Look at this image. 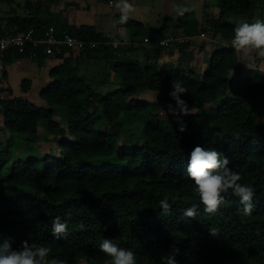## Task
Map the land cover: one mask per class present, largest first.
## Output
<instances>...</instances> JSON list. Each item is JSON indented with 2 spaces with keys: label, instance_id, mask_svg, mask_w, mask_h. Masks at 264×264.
<instances>
[{
  "label": "trees",
  "instance_id": "16d2710c",
  "mask_svg": "<svg viewBox=\"0 0 264 264\" xmlns=\"http://www.w3.org/2000/svg\"><path fill=\"white\" fill-rule=\"evenodd\" d=\"M216 4L218 16L205 17L201 24L186 14L165 17L158 28L129 20L126 34L114 36L94 25L53 24L39 4L28 16L0 22V35L27 28L40 33L53 24L58 35L97 43L86 54L64 47L36 57L59 60L39 91L42 104L22 95L0 96V131L7 133L0 136V236L14 249L22 241H35L51 249L50 259L64 264H110L99 250V243L110 238L132 250L137 264H162L173 244L181 249L179 264H264V73L257 68L233 72L240 59L231 47L238 24L228 20L234 15L241 22H255L258 4ZM203 29L224 46L210 54L201 74L181 67L182 58L177 67L158 66L157 44L165 36H192ZM124 36L129 43L116 49L108 44ZM188 45L181 44L183 57ZM14 58L31 57L28 51L5 55L6 63ZM87 59H104L120 76V87L102 93L106 77L94 83L81 68ZM173 79L183 82L188 91L182 99L195 110L182 117L184 132L177 118L158 116L172 102L168 92ZM21 89L28 92L31 80L23 79ZM142 92L157 99L142 98ZM197 145L221 152L228 167L241 175L240 182L254 188L250 216L242 214L239 198L231 192L216 213L203 211L186 175L189 154ZM164 198L172 205L169 214L160 209ZM193 205L197 216L185 222L183 210ZM57 216L68 225L61 239L51 232ZM209 228L217 234L211 235Z\"/></svg>",
  "mask_w": 264,
  "mask_h": 264
},
{
  "label": "rangeland",
  "instance_id": "374dc122",
  "mask_svg": "<svg viewBox=\"0 0 264 264\" xmlns=\"http://www.w3.org/2000/svg\"><path fill=\"white\" fill-rule=\"evenodd\" d=\"M111 1L114 3V0ZM130 2L134 5L136 11L129 20H135L144 26L154 28L160 27L165 17H178L173 12L174 4H181L188 8L189 11L185 14L187 16H195L199 24H201L202 19L205 17L214 19L219 13L216 4L217 0H130ZM112 3L110 4L109 0H14L12 4H0V22L6 23L8 18L15 15L21 17L28 16L33 13L36 7L35 5L39 4L43 11L42 14H46L47 12L48 17L52 18L53 24L66 22L70 27L78 24L94 25L99 30L107 31L112 36L118 34L125 35L127 32L125 24L120 25L118 23L119 13ZM255 3L258 4V7L253 13V18L255 20H264V0H255ZM204 4H207L205 10H203ZM228 20L236 24L241 22L234 15H229ZM53 24L50 26H53ZM201 32L205 33L202 37L200 36ZM125 39L127 40V37ZM192 40V42H187L189 45L187 46L188 52L185 57L182 56L180 47L181 44H185L186 42L175 41L165 46H161L159 42L157 46H160L161 49L157 51L158 66L160 67L166 63L170 64L169 67H177V64L184 63L185 65L182 64L181 67L185 69L192 68L201 74L208 66L210 54L214 50H219L224 46L223 42L213 38L204 29ZM147 43L149 42L147 41ZM147 43L144 42L145 45ZM149 47L147 44L148 49ZM150 54L151 57L155 56L154 52ZM238 55L240 59L236 68L233 70L234 73H241L250 68H257L260 73H264V58H260L254 54L244 56L238 53ZM139 56L142 57V54L139 53ZM178 58H182V63H178ZM58 61V59L52 58L51 56L40 59V61L32 57L23 59L14 58L6 65L5 84L3 88L9 87L11 92L8 93L7 90H3L2 97H18L22 95L35 103L42 104L39 98V91L48 85V71ZM81 68L88 77H93L94 83H97L101 77H106L107 82L100 87L102 88V93L109 88L114 89L115 87H120V76L113 72L104 59L96 61L87 59ZM25 78L31 80V89L28 92H24L21 89V82ZM139 96L147 100L157 99L150 92H142ZM189 112L193 113L195 110L191 109ZM158 116L162 119H167L170 115L167 111H163L158 113ZM1 121L0 116V123ZM6 134L2 130L0 131V136L6 137Z\"/></svg>",
  "mask_w": 264,
  "mask_h": 264
},
{
  "label": "clouds",
  "instance_id": "9594fccd",
  "mask_svg": "<svg viewBox=\"0 0 264 264\" xmlns=\"http://www.w3.org/2000/svg\"><path fill=\"white\" fill-rule=\"evenodd\" d=\"M114 7L119 13L118 23L127 24L129 19L135 13L136 9L130 0H114ZM189 9L181 4L173 5V12L177 16H183ZM119 41H114L118 44ZM147 43V40L145 41ZM166 40H161L160 45L165 46ZM231 47L235 52L244 56L256 55L264 58V20H256L253 23L242 21L234 28V36L231 40ZM187 88L183 82L177 79L170 81L171 103L167 105V112L170 116L177 118L179 131L187 130V125L182 117L189 114L188 102L182 99L187 94ZM229 159L221 152L206 148L200 145L195 146L187 161L186 175L193 181V193L203 211L209 214L216 213L225 201V194L231 192L239 198L242 205L240 211L244 216H250L254 210L253 198L255 196L254 188L242 180L239 172L228 167ZM160 209L164 214H169L172 205L167 198L159 201ZM198 208L193 205L183 210L181 219L187 222V219H195ZM84 227L83 224L80 225ZM68 225L57 216L52 221L51 232L53 237L61 239L66 236ZM211 235L215 236V228H209ZM99 250L105 256L110 257V264H137L136 254L127 248L120 247L110 238H104L99 243ZM51 249L35 241H22L19 248L14 249L8 239L0 236V264H64L63 260L49 258ZM181 254V249L173 244L166 255L161 257L162 264H179L177 257Z\"/></svg>",
  "mask_w": 264,
  "mask_h": 264
},
{
  "label": "built area",
  "instance_id": "2783aa9c",
  "mask_svg": "<svg viewBox=\"0 0 264 264\" xmlns=\"http://www.w3.org/2000/svg\"><path fill=\"white\" fill-rule=\"evenodd\" d=\"M111 4L112 1L109 0ZM205 33L201 32L200 36H204ZM198 34L188 36V35H170L162 40L168 41L167 44H171L175 41L180 42H192L194 37ZM124 40L113 39L108 44L112 48H118L123 44L129 43V40L123 38ZM126 40V41H125ZM148 41L144 38L143 41ZM114 41H119L118 44H114ZM95 42H85L77 36L63 33L58 35L54 26H48L42 32L37 33L33 28H27L23 31L12 30L6 32L4 35H0V96H2V90L5 84V73H6V61L5 55L10 51H17L18 53L28 51L29 56L32 58L38 57L39 54L52 55L59 53L64 47L68 49L83 50V54H86L87 50L96 46Z\"/></svg>",
  "mask_w": 264,
  "mask_h": 264
},
{
  "label": "crops",
  "instance_id": "0c3cea01",
  "mask_svg": "<svg viewBox=\"0 0 264 264\" xmlns=\"http://www.w3.org/2000/svg\"><path fill=\"white\" fill-rule=\"evenodd\" d=\"M112 4H114V3H112ZM78 25H81V24H78ZM78 25H76V26H78ZM97 28V27H96ZM98 29V28H97ZM99 30V29H98ZM101 31H103V30H101ZM104 32H107V31H104ZM126 37V36H125Z\"/></svg>",
  "mask_w": 264,
  "mask_h": 264
}]
</instances>
